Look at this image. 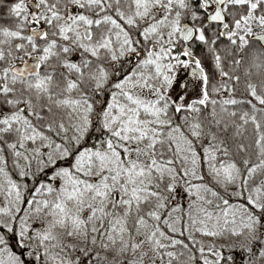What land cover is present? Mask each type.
<instances>
[{"label":"snow or ice","instance_id":"snow-or-ice-1","mask_svg":"<svg viewBox=\"0 0 264 264\" xmlns=\"http://www.w3.org/2000/svg\"><path fill=\"white\" fill-rule=\"evenodd\" d=\"M0 264H264V0H0Z\"/></svg>","mask_w":264,"mask_h":264}]
</instances>
